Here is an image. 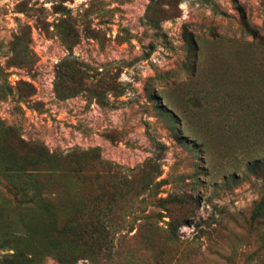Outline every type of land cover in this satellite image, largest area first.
<instances>
[{"label": "rangeland", "instance_id": "rangeland-1", "mask_svg": "<svg viewBox=\"0 0 264 264\" xmlns=\"http://www.w3.org/2000/svg\"><path fill=\"white\" fill-rule=\"evenodd\" d=\"M152 1L0 0V121L49 153L148 164L161 197H191L195 216L179 233L198 246L178 264H264V209L251 217L264 201V0H159L156 23ZM63 60L89 77L60 100ZM4 186L0 234L18 217L3 211ZM136 230L99 264H155Z\"/></svg>", "mask_w": 264, "mask_h": 264}, {"label": "trees", "instance_id": "trees-1", "mask_svg": "<svg viewBox=\"0 0 264 264\" xmlns=\"http://www.w3.org/2000/svg\"><path fill=\"white\" fill-rule=\"evenodd\" d=\"M158 1H152L147 11L152 23L160 21L149 20L152 8V15L158 14ZM87 77L77 64L63 60L54 81L56 97L75 96L80 89L74 82L80 79L82 84ZM14 132L0 121V179L10 196L3 211L9 206L18 211L13 230L0 234V248L11 252L0 258V264H39L47 256L60 264L113 263L121 241L135 227L140 250L155 264H178L194 254L197 243L184 242L179 233L192 225L193 199L185 194L161 197L162 181H156L158 175L147 170L148 164L123 170L102 159L98 149L49 153L41 144L21 141ZM17 143L20 153L14 149ZM263 209L260 201L253 221ZM193 227L202 235L206 229L198 223Z\"/></svg>", "mask_w": 264, "mask_h": 264}]
</instances>
